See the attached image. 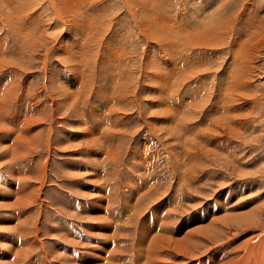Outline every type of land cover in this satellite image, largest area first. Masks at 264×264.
I'll return each instance as SVG.
<instances>
[{
    "label": "rangeland",
    "instance_id": "obj_1",
    "mask_svg": "<svg viewBox=\"0 0 264 264\" xmlns=\"http://www.w3.org/2000/svg\"><path fill=\"white\" fill-rule=\"evenodd\" d=\"M64 1L65 26L51 0L0 2V252L12 260L33 237L18 264H72L96 244L102 259L87 264H106L117 244L112 264H132L138 228H155L152 209L166 205L159 219L168 216L174 235L192 226L209 236L188 243L186 258L170 249L164 264L235 262L264 229V0H91L75 14ZM199 28L215 44L201 46ZM64 36L70 55L56 44ZM95 203L108 217L91 215L102 210Z\"/></svg>",
    "mask_w": 264,
    "mask_h": 264
},
{
    "label": "bare ground",
    "instance_id": "obj_2",
    "mask_svg": "<svg viewBox=\"0 0 264 264\" xmlns=\"http://www.w3.org/2000/svg\"><path fill=\"white\" fill-rule=\"evenodd\" d=\"M3 1V0H2ZM2 1H0V2H2ZM52 1V7H53V9H54V11H55V13H56V15H57V20H59L60 22H61V24H63L64 23V26L66 25V23L67 22H65V20H64V18H63V12L60 10V8H59V6L57 5V2H56V0H51ZM77 1V0H76ZM75 0H65L64 1V5L63 6H66V8H67V10L69 11V12H71L72 14H75V12H76V9H79V7L78 6H80L81 4H83L84 2H90L91 0H84V1H77L76 2ZM224 1V0H223ZM23 2V1H22ZM10 3H11V5H13V1H10ZM9 3V4H10ZM15 3V2H14ZM2 4V3H1ZM22 4V3H21ZM125 4H126V2H125ZM128 4V3H127ZM11 5H8L9 7H13V6H11ZM3 6V5H2ZM84 6V5H83ZM127 6V5H126ZM128 6H129V8L128 9H131V13H132V15L133 14H135L134 12L135 11H137L138 9H136L135 7H138V6H133V9H132V5H129L128 4ZM9 12V11H8ZM12 12H14V11H12ZM15 13V12H14ZM30 13V12H29ZM10 14H11V12H10ZM18 14V13H17ZM16 14V15H17ZM221 15V14H220ZM11 16V15H10ZM18 17H19V15H18ZM24 17V16H23ZM22 17V18H23ZM29 17V16H28ZM12 18H13V16H12ZM74 18V17H73ZM18 19V18H17ZM11 20H14V19H11ZM79 20V16H76V19L75 20H71V21H73V22H75V21H78ZM68 21H70V20H68ZM71 21H70V23H71ZM264 21V20H263ZM17 22H19V21H17ZM94 22V21H93ZM20 23V22H19ZM87 23V26H88V28L86 27V34H87V37L89 36V31H91L92 30V28H91V23H90V21H87L86 22ZM146 23V22H145ZM144 23V24H145ZM227 23H228V20H224V22H223V29H227ZM76 24V23H75ZM81 24V23H80ZM85 24V23H84ZM167 25V24H166ZM219 25H220V23H219ZM68 26V25H67ZM74 26V25H73ZM76 26H77V24H76ZM75 26V27H76ZM85 26V25H84ZM146 26V28H147V25H145ZM171 26V25H170ZM21 27V26H20ZM71 27V26H70ZM77 27H82L83 28V25H81V26H77ZM19 28V27H18ZM68 28V27H67ZM90 28V29H89ZM95 28V27H94ZM149 28V27H148ZM170 28V27H169ZM204 29H206V28H204ZM147 32H149L148 30H147ZM172 32V31H171ZM175 32V31H174ZM145 33H146V31H145ZM147 34H149V33H147ZM146 34V35H147ZM198 34V42L200 43V45L202 46V45H206V46H210V45H212V43L213 44H215L213 41H212V39H216L217 40V38L215 37V34L213 33V32H210V31H208V30H203V29H201V28H199V33H197ZM222 34H224V33H222ZM150 35V34H149ZM68 36V35H67ZM152 36H153V33H152ZM71 37V36H70ZM155 38V37H154ZM66 39H67V37L66 36H64V39H62V40H60V39H57L58 41H57V45H59L60 43L62 44V47L64 48V49H62V50H64L65 52H66V54L67 55H70V52H69V50L68 49H65L66 48V45H65V42H66ZM71 39H72V41L74 40V37H71ZM170 39V38H169ZM260 39H262V38H260ZM263 39H264V37H263ZM197 41V40H196ZM259 41V40H258ZM74 43H75V45H74V49H72V50H74L73 52H75L74 54L77 56H79V57H82L83 56V50H81L82 48V46H79V47H77L76 46V43H77V40L75 41H73ZM67 43V42H66ZM73 43V44H74ZM198 43V44H199ZM60 44V45H61ZM56 45V46H57ZM235 45V44H234ZM240 45H242V44H240ZM76 46V47H75ZM237 46V45H236ZM254 46H258V42L256 43V45H254ZM83 47H84V45H83ZM200 47V46H199ZM73 48V47H72ZM79 48V50H77ZM237 48V47H236ZM243 49L244 48H242V50L241 51H243ZM249 50V53H251L250 52V47L248 48ZM238 50V49H237ZM244 50H246V49H244ZM71 51V50H70ZM240 51V53L242 54V57H241V54L239 55L243 60H245V62H247L246 60L247 59H245V57H246V54H247V52H244L243 51V53ZM238 54V53H237ZM74 55H72L71 57H73ZM78 57V58H79ZM237 57V56H236ZM47 58V57H46ZM75 58V57H74ZM240 59V58H239ZM46 60V59H45ZM78 62V61H77ZM240 63V62H239ZM244 64V63H243ZM242 68H243V65H242V63H241V65L240 66H238V68H236L237 70L235 71V73H236V78H237V80L235 81V82H240L239 83V85H240V87H244V86H247L248 84H249V82H248V74L246 75V76H244V74H243V72H242ZM246 72V71H245ZM229 76V75H228ZM232 76V75H231ZM79 80V79H78ZM227 80V79H226ZM250 81V80H249ZM71 83H72V81H70ZM80 82H81V79H80ZM234 82V81H233ZM235 84V83H234ZM59 89H60V91L61 92H63L64 94H66L68 97H70L71 96V94H72V90L70 91V89L69 88H66V87H64L59 81H56V84H55ZM236 85V84H235ZM235 85H233L234 87H232V88H235L236 86ZM70 86V85H69ZM78 86H79V84H78ZM77 86V87H78ZM73 87V86H72ZM76 86L74 85V87L73 88H75ZM231 87V86H230ZM229 87V88H230ZM4 88V87H3ZM7 88V87H6ZM76 89V88H75ZM225 89V88H224ZM59 91V92H60ZM231 91V90H230ZM74 94V93H73ZM232 94V93H231ZM234 94V93H233ZM244 98V97H243ZM79 99V98H78ZM58 102V101H57ZM225 104V103H224ZM58 106V105H57ZM24 120V119H23ZM28 121V120H27ZM26 121V122H27ZM223 121V120H222ZM26 124H28V123H26ZM156 129V128H155ZM219 132H221V131H219ZM222 133V132H221ZM95 135H93L92 133H91V140H96L97 141V137H99V138H103L102 137V134H101V132L100 133H94ZM16 139V138H15ZM17 141V140H16ZM21 141V140H20ZM15 142V141H14ZM100 142V141H99ZM18 147H19V144L17 143L16 145H14L13 146V149L14 150H18ZM144 159H145V157H144ZM182 161V160H181ZM137 184V183H136ZM140 185V184H139ZM137 189V188H136ZM138 193L137 194H140L141 192H142V194L141 195H145V194H147L148 192H150V191H152L153 190V187H151V188H148V190H146V189H144L143 188V186H138ZM145 190V192L143 193V191ZM32 193H35V191L33 192V191H31ZM37 193H38V189H37ZM99 194V193H98ZM31 195V194H30ZM33 195V194H32ZM35 196V195H34ZM33 196V197H34ZM149 196V195H148ZM30 197V196H29ZM153 197V196H152ZM20 198H21V196H20ZM23 198V197H22ZM28 198V197H27ZM26 199V198H25ZM165 199H166V197H165ZM164 199V204L168 201V199L167 200H165ZM25 200H23V201H21V203H19L18 202V204H20V206H23L24 204H23V202H24ZM30 201V200H29ZM98 201L101 203V201L98 199ZM29 203V202H28ZM139 203V202H138ZM7 205H10V209H12L11 207H12V205L11 204H8V203H6ZM26 204V203H25ZM30 204V203H29ZM164 204H159V205H164ZM14 205H15V203H14ZM102 205V204H101ZM99 203H95L94 205H93V208H96V209H98L100 206H101ZM19 206V205H18ZM16 207V206H15ZM28 207H29V205H28ZM149 207V206H148ZM147 207V208H148ZM24 208V207H23ZM90 208H92V205H91V207ZM139 208H142V206H140V207H138L137 208V210L136 211H138V210H141V209H139ZM166 208V205L165 206H161V207H156V208H154V209H152L153 211L155 210V209H158V211H157V213H156V216H157V221L155 222V224H154V226H155V228H152V226L151 227H149V226H147V229L146 228H142V224L140 225V227L138 228V231H141V233H140V235L138 236V239L136 240V249H134V261H133V263L132 264H164L167 260H169V262H170V259L171 258H168V252L170 251V249L171 250H174L173 252L174 253H176L175 252V250L176 249H178V252L182 255V256H184L185 254L187 255V254H189V253H191V249L188 247V243H193V242H195L196 240H202V239H200V237H202V236H204V235H206L207 237L209 236L208 234H206V233H204L205 231L201 228V229H198V227H192L191 226V228H187L188 230L183 234V235H174L173 234V231H172V228H170L169 227V224H170V220L168 221V216H164L163 217V219L160 221V219H159V214L158 213H161L162 211L161 210H164ZM9 209V210H10ZM100 209H102V210H105V211H103L102 212V210L101 211H98L97 213H91V215H93L95 218H98V219H104L105 217H108L107 215L108 214H110V211H108L109 210V208H108V206L106 205H104L103 207L101 206V208ZM170 209V208H169ZM16 210V209H15ZM31 210V209H30ZM106 211H108V212H106ZM155 212V211H154ZM171 212V211H170ZM170 212H168L167 211V213L169 214ZM135 213V212H134ZM137 213V212H136ZM28 214H30V217L32 218V226L30 227L31 229H33L34 231H36L37 232V236L36 237H38V235H39V232H40V226H38L37 225V223L38 222H40L39 221V219L37 218V216H36V214H32V212H29ZM88 214V213H87ZM132 214V213H131ZM251 212L248 214V218H250V216H251ZM16 217V216H15ZM229 217H231V215H228V216H223L222 218H223V220H225V218H229ZM247 218V219H248ZM18 219V218H17ZM29 220V218L28 219H26V221H25V224H26V222ZM229 220V219H228ZM225 221H227V220H225ZM225 221H224V223H225ZM171 222H173L172 220H171ZM24 222H20L19 224H18V228H14L13 227V230H15V232H18V234H20L19 232L21 231L20 230V226L22 225V226H24L25 224H23ZM151 223H153V222H151ZM190 223V222H189ZM188 222H186V223H184V224H182V225H185V226H188L187 224H189ZM159 224H160V228L157 230L156 229V226L158 225L159 226ZM211 224V223H210ZM209 224V225H210ZM212 226H213V223H212ZM25 227V226H24ZM140 228H142V229H140ZM146 229V230H145ZM184 229V227L182 228L181 226H178L177 227V231H176V234H179V232L182 230V231H184L183 230ZM65 230V232H66V234L68 235L69 234V232H67V230L66 229H64ZM208 230V229H207ZM69 231V230H68ZM215 233H217L216 231H215ZM114 232L112 231V232H110V237H111V239H113L114 237H112V236H114ZM25 236V235H24ZM69 237H70V235H68ZM107 236H108V234H107ZM5 237H7V236H3L2 237V239H4ZM109 237V238H110ZM79 238V237H78ZM205 238V237H204ZM18 241V240H17ZM66 241H67V243H70V244H74V243H77L73 238H66ZM102 241V240H101ZM208 241H209V238H208ZM40 242V245H41V248L42 249H44L42 246H43V244H44V242L42 241V240H40L39 241ZM19 243V242H18ZM16 244V245H19V244ZM28 245L26 246H24V248L23 249H21L20 250V248H18V250H17V252H16V254H14L13 253V255H14V257H13V259L12 260H10L11 259V256H9L8 255V252L6 251H1L0 252V264H18L19 263V260H18V258H17V256L18 255H20L21 253H23V251H25V254H26V257L28 256V253L30 252V248H31V246H34V245H36V241L33 239V237H31V238H29V242L27 243ZM39 245V244H38ZM69 245V244H68ZM95 246V248H101L100 250H98L97 251V253L94 255V256H92V257H89V256H86V255H83L82 256V258L80 257H78L77 259L75 258V255H71V256H69L70 258H71V260L69 261V263L70 262H72V264H87V263H95V262H98V261H100L101 259H102V256H103V252L101 251L102 249H103V247L102 246H97L96 244H94ZM190 245V244H189ZM13 246H15V245H13ZM21 246V245H20ZM71 246V245H70ZM23 247V246H22ZM21 247V248H22ZM109 247H110V245H109ZM109 247L107 248V249H109ZM210 247V250L209 251H213V250H211V246H209ZM212 247H213V244H212ZM118 247H117V244H116V247L113 249V251H111V250H108V255L105 257V259H104V261H105V263L106 264H112L113 262H115L116 261V259H114V254L116 253V251H118L119 249H117ZM120 248V247H119ZM217 248V247H216ZM244 248V250L242 251L243 253L242 254H240L239 256H238V258H237V260H235V262H233V263H230V264H264V229H262V231H260L258 234H256V235H254V236H252V237H250V239H249V241H247V243L245 244V247H243ZM44 250H46V253H47V258L48 259H51V254H49L50 252V250H48L47 248H45ZM122 250V249H121ZM55 251V250H54ZM194 251H197V249H193V251L192 252H194ZM241 251V250H240ZM13 252H14V250H13ZM120 252V251H119ZM184 252H185V254H184ZM178 253V254H179ZM197 253V255L199 254V253H203V251H198V252H196ZM61 254V253H60ZM179 254V255H180ZM194 254V253H193ZM192 254V255H193ZM62 255L63 254H61V257H62ZM177 255V254H176ZM200 255V254H199ZM68 256V255H67ZM128 256V255H127ZM185 257V256H184ZM209 257H210V263L211 264H220V261H218V259H219V256L217 257L216 255L215 256H211V255H209ZM186 258V257H185ZM188 258V257H187ZM235 258V257H234ZM173 259V258H172ZM200 259L201 260H198V264H206L205 262H203V261H205L204 260V257L203 258H201L200 257ZM217 259V260H216ZM230 260H231V258H229ZM3 260H6L7 262H3ZM26 260V259H25ZM40 259L38 258H35V259H33L32 260V262H37V261H39ZM78 260V261H77ZM195 260H197V259H195ZM77 261V262H76ZM229 261V260H228ZM195 262V261H194ZM223 262H225V260L223 261ZM226 262H227V260H226ZM63 263H65V262H62V264ZM175 262H173V263H169V264H174ZM222 263V262H221ZM42 264V263H41ZM49 264H55V263H52V262H50ZM103 264V263H102ZM189 264V263H188ZM196 264V263H195ZM223 264V263H222Z\"/></svg>",
    "mask_w": 264,
    "mask_h": 264
},
{
    "label": "crops",
    "instance_id": "obj_3",
    "mask_svg": "<svg viewBox=\"0 0 264 264\" xmlns=\"http://www.w3.org/2000/svg\"><path fill=\"white\" fill-rule=\"evenodd\" d=\"M15 226H17V222L15 223Z\"/></svg>",
    "mask_w": 264,
    "mask_h": 264
}]
</instances>
